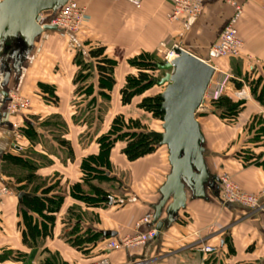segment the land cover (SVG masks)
Instances as JSON below:
<instances>
[{
    "label": "crops",
    "instance_id": "obj_1",
    "mask_svg": "<svg viewBox=\"0 0 264 264\" xmlns=\"http://www.w3.org/2000/svg\"><path fill=\"white\" fill-rule=\"evenodd\" d=\"M68 1L85 8L89 16L78 34L58 29L44 31L27 52H22L20 46L0 47V190L8 191L0 197V250L7 248L23 254L21 261L12 264H41V257L47 255L44 249L67 264L101 260L108 264H264V134L259 131L264 106L252 96L243 80L252 76L260 81L258 91L264 87V0H201L202 13L184 21L168 20L171 5L167 0ZM238 11L241 15L236 30L243 42L242 53L237 58L220 59L212 49ZM56 12H45L39 25H49ZM94 47H103L105 55L115 61L112 88L115 102L125 79L136 73L130 61L140 55L163 58L175 47L214 67L213 86L210 84L207 94L226 78L224 95L243 105L239 114L228 120L220 119L204 101L196 114L204 137V159L211 177L226 174L242 192L257 197V206L223 203L220 184L216 182L213 188L205 187L203 199H193L187 194L185 207L177 211L171 222L163 212L160 217L163 225L157 237L145 245L108 252L103 251L101 242L84 243L80 252L70 247L66 243L69 229L64 219L72 206L86 212L78 222L81 238L89 231L100 234L110 231L116 235L108 239H121L155 229L152 207L158 203V190L170 172L165 147L130 162L120 145L109 154L108 176L115 179L109 183L110 188H105L112 192L107 197L110 200L85 207L70 197V187L81 181V159L98 153V137L89 141L91 134L89 130L84 133L85 124L74 119V113L80 110V84L74 83L79 71L76 57L81 55L85 63H91L88 51ZM98 83L94 70L89 83L93 85L92 91H106ZM42 85L54 90L55 104L48 101L49 94ZM10 95L29 99L30 108L9 115ZM42 119L45 124L41 128L48 129L46 132L37 130V121ZM54 119L61 123V129L66 128L58 142L51 136L59 127ZM161 125L160 121L158 132L162 131ZM29 126L30 138L23 133ZM80 138H86L89 146L83 147ZM69 144L72 153L68 152ZM7 163L16 174L24 168L21 164L27 163L25 169H32L46 188L51 187L49 183L54 176L65 185L66 194L52 190L49 194L60 193L65 197L55 215L51 237L42 240L41 248H30L22 242L24 198L20 203L18 195L30 196L31 186L24 189L23 183L9 177ZM32 216L37 218L35 214ZM147 217L149 222H142ZM204 245L217 247V252L203 254L200 249Z\"/></svg>",
    "mask_w": 264,
    "mask_h": 264
},
{
    "label": "water",
    "instance_id": "obj_2",
    "mask_svg": "<svg viewBox=\"0 0 264 264\" xmlns=\"http://www.w3.org/2000/svg\"><path fill=\"white\" fill-rule=\"evenodd\" d=\"M68 0H2L0 2V47L9 49L20 46L22 52L32 49L34 41L44 31L56 30L50 25H39L45 12L55 13ZM175 58L164 64H156L164 72L157 86L163 87L159 95L158 112L161 115V132L149 135L167 150L170 172L158 192L160 199L152 207V223L157 233L163 221L185 207L187 194L193 199L205 198V187L213 188L219 179L211 177L204 159V137L196 119L198 110L215 75V69L203 60L180 47L173 49ZM28 197L20 193L18 201ZM106 200H110L105 198ZM104 239L115 233L103 231Z\"/></svg>",
    "mask_w": 264,
    "mask_h": 264
},
{
    "label": "trees",
    "instance_id": "obj_3",
    "mask_svg": "<svg viewBox=\"0 0 264 264\" xmlns=\"http://www.w3.org/2000/svg\"><path fill=\"white\" fill-rule=\"evenodd\" d=\"M88 56L92 60L91 63H85L82 59V56H77L76 60L79 71L76 74L74 83L80 84V90L84 88L82 85L85 80L89 77V74H83L80 72V68L96 71L98 75V86L100 89L108 90L114 85L113 72L115 69V61L108 58L105 55V49L103 47H94L90 48L88 51ZM130 65L136 70V75L128 76L125 79V85L120 90L121 102L123 106H127L131 103L132 99L137 96L138 90L147 89V87L156 86V83L151 76H149L150 70H157L156 62L153 61V58L149 55H140L130 61ZM259 80L253 89H251L252 96H255L256 100L264 106V87L259 91L256 89L259 85ZM140 85L139 87H137ZM239 87V84H236ZM42 88L48 92V96H51L50 99L52 102L56 103L57 97L53 93V89L45 87L42 85ZM87 90V88H86ZM104 94L103 91H100ZM159 95L156 97H149L146 101L150 102L154 108L155 114L158 116L159 120L161 115L158 112L160 103ZM207 105L210 108V111H214V114L219 113L220 119H233L241 111L243 103L241 101L233 102L231 99L225 95L220 96L217 100L212 101L208 100ZM57 119H54V122ZM112 125L111 131L106 135L100 137L97 141L99 150L96 155H90L81 160L80 163V183L74 184L70 187L69 195L74 200L82 203L85 207L98 206L103 202H106V197L108 196V191L103 187L102 184L110 183L114 178L108 176L110 172V161L109 154L110 150L114 144L119 141L120 135L118 134L119 128L117 127V119ZM260 130L264 134V119H261ZM161 121V120H160ZM31 131L30 126L27 130H24L23 133L26 137L30 138L29 132ZM124 137H128L125 140V146L122 149V154L130 162L141 159L149 154H152L160 147L159 141L150 137L149 133H125ZM12 158H9L8 161L11 162ZM22 161V160H21ZM19 162V160H18ZM24 168L19 174L13 173L12 166L7 163L9 177H13L15 180H19V183H23V188L28 189L31 186L29 191L30 196L23 199L22 204V242L30 247H36L42 243L47 237H51L53 227L55 225V215L59 212L65 195L64 194H50L51 190L54 191L57 187L46 188V184L40 177L33 175V170L29 171L25 165L27 163H22ZM89 190V193H86L83 188ZM33 214L36 215V219L33 218ZM83 212L80 207L72 206L67 209V215L65 220L67 231L66 243L70 247L74 248L77 251L82 249L84 243L98 244L99 242L104 243L105 240L102 238V235L99 232H88L85 234V238L80 237L78 222L82 219ZM102 245V244H101ZM37 248V247H36ZM47 255L42 256L40 259L41 264H67L63 262L58 255L53 253L50 255L48 250L44 249ZM28 257L26 258V261Z\"/></svg>",
    "mask_w": 264,
    "mask_h": 264
},
{
    "label": "rangeland",
    "instance_id": "obj_4",
    "mask_svg": "<svg viewBox=\"0 0 264 264\" xmlns=\"http://www.w3.org/2000/svg\"><path fill=\"white\" fill-rule=\"evenodd\" d=\"M170 52V51H169ZM168 53V52H167ZM167 53L164 55L166 56ZM81 56V55H80ZM153 61L156 62V64H164L167 61L165 60V57H157V58H153ZM80 72L83 74H89V79L85 80V84H84V88L80 90V110L76 111L74 113V119L77 120L78 122H83L86 126V130L84 133H86L87 130L88 134H91L90 139H88L89 141H92L94 139V137H98L97 141L100 137L106 135L109 131H111L112 129V125L114 124V122L116 121L115 119H117V124H118V128L119 131L118 134L120 135L121 138H119V141H117L114 146L112 147V149L110 150V152L114 149H119L118 147L121 145V150L123 149V147L125 146V140H129L127 139L128 137H124V134L126 133H150V132H158L160 131V120L158 118V116L155 114V112L153 111L154 108L152 107L150 102H147L146 100L149 97H156L158 96V94L161 93L163 87H156V86H152V87H147V89H140L138 90V94L137 96H135L131 103L127 106H123L122 102H121V96L120 93L117 95V100L115 102L116 97H113L112 95V87H110L108 90H106L103 93H101L100 91H96L93 92L92 91V84L90 83V76L91 73L93 72V70L89 72V70H85L83 68H80ZM149 76H151L153 79L159 80L160 78L163 77L164 72L162 71H158V70H150L149 72ZM136 75V73L134 74ZM246 86H248L250 89H253L257 83V79H254L252 76H248L246 79H243ZM126 83V82H125ZM115 84V83H114ZM211 86H213V83H210ZM140 85H138L137 87H139ZM124 87V86H123ZM87 88V90H86ZM49 99L51 96H48ZM209 100V98H206V104L207 101ZM51 101V100H48ZM76 101V99H75ZM52 102V101H51ZM53 104H55L54 102H52ZM78 102H74V106L76 107ZM115 108V109H114ZM205 108V107H204ZM115 110V111H114ZM215 113V112H214ZM217 116H219V113L216 114ZM200 120L201 116L199 117ZM58 120V119H57ZM37 123H39V126L37 128L38 131H47L43 128L42 130V125L45 124L43 119L41 121H37ZM57 126V128L54 129V133L51 134V136H54L55 141H60L62 140V135L64 134L63 131H66V128L61 129L60 126L61 123L60 122H54ZM63 130V131H62ZM252 130V129H251ZM250 134V133H249ZM86 138H80V144L83 145V147H87L89 146L87 141H85ZM57 141V142H58ZM59 144V143H58ZM98 150H99V146L98 143L96 144ZM46 148L48 150H50L49 145L46 146ZM68 152L72 153V149H71V145H68ZM71 156V154H70ZM84 159V158H83ZM81 159V160H83ZM71 157L70 160L71 161ZM81 163V161H80ZM124 177V176H121ZM219 178V177H218ZM41 179V178H40ZM62 179H57L55 176L50 180V186H53L54 188L57 187L56 189H54V192H63L65 193V188H64V183L61 181ZM49 182V181H48ZM104 188H110L108 185L109 183H104L102 184ZM64 188V190H63ZM86 193H89V190H87L86 188L83 189ZM112 194L109 193L108 195L110 196ZM7 195V194H5ZM108 197V196H107ZM106 197V198H107ZM109 198V197H108ZM82 211V210H81ZM86 212H83V214ZM88 213V212H87ZM84 216V215H83ZM80 233V231H79ZM108 239V238H107ZM42 243L38 246H36L37 248H41ZM77 251V250H76ZM80 252V251H79ZM21 252H15L12 251L11 249H7L4 248L2 250H0V262H8L10 264L12 263H18V261H21V259L23 258V254ZM36 259V258H35ZM96 263V262H95Z\"/></svg>",
    "mask_w": 264,
    "mask_h": 264
},
{
    "label": "built area",
    "instance_id": "obj_5",
    "mask_svg": "<svg viewBox=\"0 0 264 264\" xmlns=\"http://www.w3.org/2000/svg\"><path fill=\"white\" fill-rule=\"evenodd\" d=\"M171 5L170 13L168 14L169 21L187 20L198 17L203 10L201 0H167ZM241 15L238 11L229 23L224 27L219 36L217 45L212 49L215 56L220 59H233L241 55L243 50V42L238 37L236 24ZM89 21V16L86 9L78 6L73 1H67L65 5L59 8L50 22V26L55 27L67 34H78L85 23ZM175 58L173 50L167 53L165 60L167 62ZM216 71V70H215ZM225 78L223 82L217 85L210 94L205 95L206 98L212 101L217 100L220 96L226 93ZM209 89V88H208ZM241 94V93H240ZM242 95V94H241ZM30 100L15 95H10L9 104L7 106V113L9 115H17L27 111L30 108ZM17 135V134H16ZM17 137H19L17 135ZM219 184L221 188V198L223 203H237L250 208H255L258 204V199L254 195H249L240 190L226 174L219 176ZM6 188L0 190V197L7 194ZM1 199V198H0ZM1 202V200H0ZM1 205V203H0ZM150 218H144L142 222H149ZM157 237L155 229L149 230L145 233H136L132 237H124L121 239H107L102 245L103 251H118L121 249H132L138 246L147 244ZM200 251L203 254H214L217 252V247L204 245ZM92 264H108L106 260H101Z\"/></svg>",
    "mask_w": 264,
    "mask_h": 264
}]
</instances>
